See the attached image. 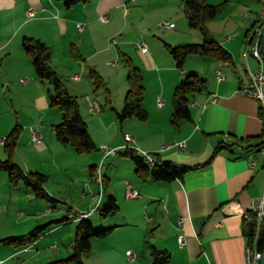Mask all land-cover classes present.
Instances as JSON below:
<instances>
[{"label":"crops","instance_id":"0c3cea01","mask_svg":"<svg viewBox=\"0 0 264 264\" xmlns=\"http://www.w3.org/2000/svg\"><path fill=\"white\" fill-rule=\"evenodd\" d=\"M185 1L91 0L68 10L62 2L55 0H0V158L6 159L2 140L14 127L20 126L22 135L14 159L26 173L47 175L49 183L51 173L45 171L43 166L49 165L65 175L68 169L73 168V165L66 163L68 153L78 160V165L82 162L81 156H74L73 152L56 140L53 130L55 124L52 125L51 134L47 127L42 131L43 143L34 146L36 143L28 126L34 125L38 116L47 118L52 89L47 82L37 78L33 60L24 51L23 40L30 37L51 48V66L70 93L77 97L89 131L93 127L95 132H101V137L97 139L91 134L96 144L123 150L127 145H134L154 154L155 160V154H158L163 162L200 167L188 173L184 179L171 182H144L136 173L140 183L131 175L122 178L124 184L121 182L119 191L124 199L119 205V213L108 219L99 216L96 222L99 221L100 230L112 229L108 237H115L121 230L127 236V242L123 245L110 246L113 250L120 247L118 250L123 261L126 264H152L145 246L149 240L157 249L171 253L170 264H248L245 221L251 212L252 202L263 193L264 148L251 152H243L237 147L232 150L223 148L217 154L215 151L219 144L228 140V136L254 138L253 144L264 142V137L260 138L264 121L258 114L261 107L264 110V105L239 93L249 84V71L257 72L261 68L253 55H245L252 40L246 32L255 22L264 21V11L261 18L253 20L240 41L236 40L241 34L230 30L229 23L225 25L221 33L224 40L217 41L232 54L233 65L205 58L191 60L201 64L202 67L198 65V69L189 64L180 70L175 60L167 56L165 44L179 46L202 40V36L196 34L188 24ZM207 2L217 5L224 1ZM30 9L35 11L32 18L27 14ZM105 13L109 14L110 19L103 23L99 18ZM215 21H211L208 27L216 40L220 33L216 31ZM164 22L174 27L164 28L161 26ZM78 24L84 26L81 31ZM156 28L161 30L160 35L150 36ZM114 38L118 39L116 45L112 44ZM140 42L148 45L147 53L138 48ZM72 45L79 48L86 64L71 57ZM160 45H163L162 48ZM126 57L142 71L144 108L148 113V120L144 122L135 118L120 122L115 111L102 110L103 96L89 92L93 82L86 65L95 69L107 86H123L119 88L116 101L113 99V89L109 87L113 107L121 111L129 90L125 87V78L128 76ZM121 60H124L123 65H120ZM217 70L222 71L225 77L223 82L217 80ZM186 74H197L208 82L209 88L193 97L190 105L192 120L176 130L170 124L174 111L171 106L172 95ZM148 76L151 77L150 85ZM22 79L26 82L22 83ZM159 99L165 100L164 106H158ZM92 108L97 109L99 116L92 113ZM27 110H30V115L25 114ZM57 120H61V116H56ZM125 135L132 136L135 142H127ZM174 143H185L186 148L164 149ZM253 162H256L254 167ZM88 163L95 168L96 174V160ZM92 178L97 179L96 176ZM7 183L8 174L0 173V188ZM47 184V192L59 202L62 193L50 191ZM128 184L140 193L139 198H128ZM66 186L72 187L73 179L67 181ZM80 193V199L85 204H81L79 209L90 210L94 205L90 198L92 196H88L89 193L85 191ZM107 193L120 202L118 189L106 181L104 200ZM72 208L68 206L65 211H61L54 223L63 218L69 225L75 223V228L65 224L49 227L46 232L50 237L47 244L52 251L59 249V245L51 239L57 232L70 229V243L73 242L78 222H71L67 218ZM181 218H185L183 225L179 223ZM150 228L154 231L148 239ZM182 234L187 237L184 247H180L178 242ZM111 251L108 248L107 254ZM129 251L136 254L134 261L128 259ZM41 252L38 251L36 255H42ZM62 256L53 257L62 258L60 260L67 258Z\"/></svg>","mask_w":264,"mask_h":264},{"label":"trees","instance_id":"16d2710c","mask_svg":"<svg viewBox=\"0 0 264 264\" xmlns=\"http://www.w3.org/2000/svg\"><path fill=\"white\" fill-rule=\"evenodd\" d=\"M62 2L66 9H72L78 5H84L91 0H55ZM264 2V0H262ZM227 1L217 5H211L207 0H186L184 2L185 15L190 27L199 31L203 37L200 44H185L179 46H171L165 44L168 53L173 57L178 69L183 70L189 57L200 56L208 57L216 60L224 65H233L232 54L217 40H215L209 31V23L215 20L225 8L228 6ZM264 21H257L247 30L246 35L252 37L257 30H262ZM23 48L25 53L32 58L35 73L38 79L47 82L52 87L49 95L50 107L57 109L61 113V122L53 127L56 140L63 146L72 147L79 155H89L97 151V145L88 129V125L82 116L80 104L76 96L72 95L67 86L61 80L57 72L52 68V50L49 46L40 40L25 37L23 40ZM261 52L264 53V43L261 42ZM71 57L77 61L86 64V59L79 51L76 45H72L70 49ZM128 67V85L129 90L124 100V106L121 111H117L113 107V99L106 82L99 73L88 67L89 76L92 79L96 90H105L106 98L102 110L110 109L115 111L120 122L127 119L135 118L139 121H147L148 113L144 108L145 87L143 84L142 71L136 67L132 60L125 58ZM208 82L200 78L197 74H188L187 77L179 83L172 95L173 114L170 119L171 126L178 130L185 122L192 120V112L190 105L196 94L208 91ZM260 118L264 121V110L261 107L258 111ZM22 135V128L16 126L8 134L3 142L6 159L0 158V173L8 174L9 183L12 187H18L25 184L30 187L39 199L56 202L54 198L47 192L46 184L49 181L47 175L41 173H26L16 162L15 153L18 142ZM264 137V131L260 138ZM227 141L222 142L217 147V154L221 149L226 148L232 150L234 147L239 148L243 152H251L259 148H264V142L253 144L254 138L238 139L228 136ZM123 156L130 159L136 166L135 173L139 179L144 182H171L184 177L200 167H186L169 162H163L158 154H155L157 166L151 167L146 158L132 148H125ZM154 156V154H153ZM95 168H91L92 177L96 176ZM119 205L113 196H107L98 209L100 218L108 219L119 213ZM251 218H247L246 235L248 245L252 246L255 241V233L257 220L253 214ZM65 220L58 221V223ZM45 228H38L29 235L20 237H11L0 241V244L14 245L16 248L25 249L28 245L35 244L43 235ZM112 229L96 230L92 223L88 220H81L76 227L75 237L72 243V254L60 261L50 264H84L83 255L91 250L92 238L106 239ZM146 249L150 253L152 264H170L171 253L166 250L157 249L149 240L145 244ZM259 251L264 253V223L261 227L260 237L257 242Z\"/></svg>","mask_w":264,"mask_h":264},{"label":"rangeland","instance_id":"374dc122","mask_svg":"<svg viewBox=\"0 0 264 264\" xmlns=\"http://www.w3.org/2000/svg\"><path fill=\"white\" fill-rule=\"evenodd\" d=\"M223 1H227L229 3L228 6L225 8V10L215 19L216 31L220 33L219 34L220 37L217 36L218 38H216V40L217 39L218 41L224 40V37L221 36L223 34L221 33H223L222 31L224 30L225 25L229 23L230 30L237 32L238 34H241V36L236 40V41H240L241 38L244 37L245 30L251 25L253 20L262 17V12L264 11V2L262 0H223ZM164 23H169V22H164ZM154 32L157 34H155ZM154 32H152L150 36L153 37L154 35H160L159 33L161 32V30H159V28H156ZM194 32L196 34H200L196 29H194ZM202 42H203V37L201 42H196V43L190 42L187 44H192V43L200 44ZM162 46L160 45L161 48ZM167 56H169V58L172 57L169 53ZM205 58H207V60L210 59L208 57L192 56V58L189 59L190 61H187L185 65L189 66L190 64V66L194 67V69H198L199 67L198 65L202 67L201 64L198 63V61H191V60H202ZM123 63L124 60H121L120 65H123ZM116 75L117 73L114 74V77H116ZM187 75L188 74L185 75L184 79L187 77ZM86 77L88 78L87 73H86ZM148 77H149L148 85H150L152 83L151 77L150 76ZM87 78H85V81L86 80L88 81ZM126 79L127 77L125 78V87H128L129 89L128 80L126 82ZM122 80L124 82V79ZM107 87L113 89V94L112 93L111 94L113 95L114 101H116V97L119 96V92H118L119 88L120 87L122 88L123 86H116L115 84H112V86H107ZM146 87L150 89L149 86ZM50 88L52 89L51 86ZM89 89H90L89 91L90 94L93 95L96 94L98 96L104 97L101 100V104L103 106L105 104V98H106L105 90L102 89L96 90L94 85L89 86ZM122 93H124L123 90ZM164 98L167 100V97ZM25 107H29V106H25ZM27 111L28 112H26L25 114L30 115L29 114L30 110ZM48 111L49 112L47 118H40L38 116L37 119H35L36 120L34 122L35 124L32 126H39L40 124H44L45 125L44 129H46L47 127L48 133L51 134L52 125L54 124L57 125L58 123H60L59 121H61V120H57L58 122H56V116H59L60 118L61 113L57 109L51 108L50 106L48 108ZM96 111L92 113L96 114L97 113ZM32 114L34 117V113ZM99 114L100 113H97L96 116H99ZM26 118H30V116L28 117L26 116ZM30 123L31 122L27 124ZM32 126L30 125L28 126L29 127L28 130H30L29 132H31ZM90 132H91L90 134L92 133L94 134L95 139H97V137L98 138L101 137V132H95L93 127L90 129ZM108 140L107 142H109ZM107 144L110 145L109 143ZM96 145L98 147L97 151L89 155H79L72 147L64 146L65 148H68L71 152H73L74 156L76 157L81 156L82 158L81 159L82 162H80V164L78 165L79 163L78 160L76 158H72L68 153L65 158L66 163H68L69 165H73V168L68 169L65 175L62 172H59L51 168L49 165L42 167L44 168L45 171H49L51 173L52 179L47 184L49 190L54 192L56 191V193H62V196H60L59 198V202H50L47 200L37 198L33 190L30 187L26 186L25 184H21V187H12L11 185H9V183H7V185L5 184L0 188V241L11 237L26 236L38 228H42V227L45 228L43 231V235L37 240V242L35 244L28 245L25 249L16 248L14 245L0 244V264H50L52 262L60 261V259H62V258H54L53 256L58 257L62 254L63 255L62 257L68 258L72 254V248H70V245L73 242L70 243L71 241L70 229H64L52 236L51 239L55 241L57 245H59V249H54V251H52L53 249H50V246L47 244L48 242L47 240L50 237L49 234L46 232L48 231L49 227L67 224L66 221L61 223H58L56 221L54 223L55 218L59 217L57 215L61 211H65V208L69 206L75 209L76 208L79 209L81 204H85L80 199V194H81L80 192L83 191H85L86 193L88 192L89 193L88 196H91L92 192L98 193L101 190L100 184L97 182V180H95L91 176L92 167L89 165L92 164H89L88 162L92 163L93 160L94 161L96 160L97 169L98 171L102 170L105 183L107 181L110 182L111 185L115 186L118 189L119 195L121 193L119 191V188L121 182L123 183L122 181L123 177L131 175L133 176V178H135V181L140 183V180L135 175L136 166L130 159L123 156L122 154L124 151L123 149H119L117 155L109 157L103 163L102 159L104 158V153L101 151V146H99L98 144ZM34 146H37V144ZM107 147L109 148L110 146ZM2 148L4 150L3 146ZM2 174L7 175V173L5 172H2ZM72 179H73V186L72 187L66 186L67 181H71ZM88 186L89 188H87ZM109 195L110 194L107 193V196ZM90 198L94 201V205H95L96 199H94L93 197ZM122 198L124 199V196L120 195V202L117 201L118 205L123 203ZM48 210H50V212H48ZM98 218H99V213L96 212L93 213L89 219V221L93 224L96 230L97 229L100 230L99 221L96 222V219ZM61 220L64 219L61 218L60 221ZM70 225L71 228H75L76 226L75 223H72ZM153 231L154 229L150 228V231L147 232L148 239L149 237L152 236ZM74 237L75 234L73 238ZM125 238H127V236H125V234L122 233V230L119 231V233H117L115 237H108L106 239H98L95 237L92 238L91 250L83 255L84 264H126L125 261H123L121 255L119 254L118 248L120 247L117 246V248L114 250L112 247H110L111 245H123L124 243L127 242V240L125 241ZM59 241L61 242L58 244ZM37 243L39 244L37 245ZM108 248L112 249L111 253L109 254H107ZM38 251H42L41 252L42 255L37 256L36 253ZM15 252L16 254H14ZM70 264H76V263H70Z\"/></svg>","mask_w":264,"mask_h":264},{"label":"built area","instance_id":"2783aa9c","mask_svg":"<svg viewBox=\"0 0 264 264\" xmlns=\"http://www.w3.org/2000/svg\"><path fill=\"white\" fill-rule=\"evenodd\" d=\"M133 1H137V0H133ZM27 14L30 18H32L35 16V11L33 9H30ZM99 19L101 22L106 23L109 21L110 16L109 14L105 13V14H102ZM161 26L165 28L174 27V25L171 23H162ZM83 27H84L83 24H78V28L80 31L83 29ZM261 42H262V30L260 29V30H257L255 34L252 36V40L245 52V55L246 57H248L250 54L253 55L259 61L261 68L257 72H253L251 70L249 71V84L248 86L241 89L239 93L245 96L252 97L264 105V58L261 52ZM117 43H118V39L114 38L112 40V44L116 45ZM138 48L143 53H147L149 51L148 45L145 42H140L138 44ZM215 75L219 82H223L225 80V77L221 70H217ZM21 82L25 83L26 80L23 79L21 80ZM164 104H165V100L163 99L158 100V106L162 107L164 106ZM96 110H97L96 108H92L91 111L95 112ZM44 128H45L44 124L31 127V132L33 135L34 143L36 144L43 143L44 138H43L42 130H44ZM125 140L127 142H135L134 138L130 135H125ZM2 142L4 141L2 140ZM172 147H179L180 149H185L186 145L185 143H174V144L165 146L164 149H169ZM125 148H132L136 150L138 153H140L141 155H143L146 158L147 163L151 167L157 166L158 163L154 159L153 154L142 151L141 149L135 147L134 145H127ZM118 150H119L118 148H110V147L108 148L107 146H102L101 151L104 153L103 163L109 157L117 155ZM255 165H256V162H253L252 167H254ZM96 178H97L96 179L97 182L101 186V190L98 193L92 192L91 194V196L94 199H96L95 205H93L89 211H82L77 208L70 209L68 211V216H67L69 221L79 222L81 220H88L93 213L98 212V209L102 205L104 196H105V183H104L102 170L97 171ZM127 196L130 199H136L140 197V193L137 190H135L131 185L128 184L127 185ZM250 214H253L255 216L257 220V226H256V233H255V241L252 246L251 245L247 246V253H246L247 262L248 264H261L263 253L259 251L257 247V242L260 237L261 227L264 223V188H263V193L261 197L252 202ZM250 214L248 218H251ZM184 222H185V218H181L179 223L180 225H183ZM178 242H179L180 247H184L187 244L186 235L185 234L180 235L178 238ZM127 257L130 261H134L137 258L136 254L131 251L127 252Z\"/></svg>","mask_w":264,"mask_h":264},{"label":"water","instance_id":"95a60500","mask_svg":"<svg viewBox=\"0 0 264 264\" xmlns=\"http://www.w3.org/2000/svg\"><path fill=\"white\" fill-rule=\"evenodd\" d=\"M262 41L264 43V26H263V29H262ZM261 264H264V253H263V258H262Z\"/></svg>","mask_w":264,"mask_h":264}]
</instances>
